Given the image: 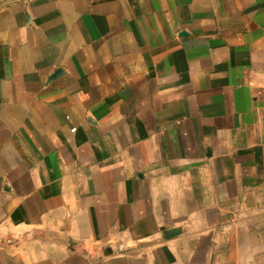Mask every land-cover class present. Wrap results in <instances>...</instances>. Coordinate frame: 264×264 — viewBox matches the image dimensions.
I'll use <instances>...</instances> for the list:
<instances>
[{"label":"crops","instance_id":"1","mask_svg":"<svg viewBox=\"0 0 264 264\" xmlns=\"http://www.w3.org/2000/svg\"><path fill=\"white\" fill-rule=\"evenodd\" d=\"M243 210L264 0H0V264H221Z\"/></svg>","mask_w":264,"mask_h":264},{"label":"rangeland","instance_id":"2","mask_svg":"<svg viewBox=\"0 0 264 264\" xmlns=\"http://www.w3.org/2000/svg\"><path fill=\"white\" fill-rule=\"evenodd\" d=\"M229 221L219 244L221 264H264V256L256 259L249 250L250 239L256 240L264 232L263 220L243 210Z\"/></svg>","mask_w":264,"mask_h":264},{"label":"water","instance_id":"3","mask_svg":"<svg viewBox=\"0 0 264 264\" xmlns=\"http://www.w3.org/2000/svg\"><path fill=\"white\" fill-rule=\"evenodd\" d=\"M180 233V230L179 229H172V230H169L166 234L167 237L169 236H174V235H177Z\"/></svg>","mask_w":264,"mask_h":264},{"label":"built area","instance_id":"4","mask_svg":"<svg viewBox=\"0 0 264 264\" xmlns=\"http://www.w3.org/2000/svg\"><path fill=\"white\" fill-rule=\"evenodd\" d=\"M71 131H73V132H74V131H75V129H72Z\"/></svg>","mask_w":264,"mask_h":264}]
</instances>
